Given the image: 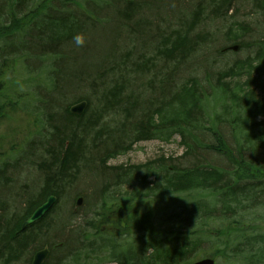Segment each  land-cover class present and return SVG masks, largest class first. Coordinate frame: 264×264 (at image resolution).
Returning <instances> with one entry per match:
<instances>
[{"label": "trees", "instance_id": "16d2710c", "mask_svg": "<svg viewBox=\"0 0 264 264\" xmlns=\"http://www.w3.org/2000/svg\"><path fill=\"white\" fill-rule=\"evenodd\" d=\"M71 1L73 0H0V93L2 94L0 96V118L5 117L3 112L6 109L10 111L19 109L20 97L23 96L18 84L15 81L7 80L6 74L2 71H12L13 66L16 67L19 60L26 62L28 58H31V54H33L32 58L47 60L48 64L45 67H40L38 74L34 77H27L25 83L31 82L39 89L45 87L48 94L52 95L43 102L49 113L48 124L51 132H48L47 140L37 147L38 150L31 151L29 148V153L40 154L34 155V159L38 161L37 165L35 161H30L42 178L38 195L35 196L36 194L31 191L20 192V195L15 194L16 183L14 180L11 178L2 179L0 175V181L5 183L0 185V207H2L0 210L3 209V213L0 212V263H17L24 259L28 251L38 242L49 241L50 256L59 250L60 246L67 250L65 256L62 255L56 259L55 264H60V260L64 261L71 256V251H69L71 246L75 242H79V238H81V240L92 239L85 244L84 250L95 254L97 259L101 258L99 259L101 263L111 261L116 264H186V260L194 253L197 243L199 246V242L191 241L187 233H183L179 227L168 232L160 230V224L156 225L152 220L155 214L153 207L143 210L142 224L139 226L130 224L120 226L117 223H112L111 226L118 230L112 229L110 235L106 234V231H101L103 223L96 221L98 226L96 222H93L95 221L94 215L105 222V217L108 214L118 212L116 207L120 203L117 200L112 201V207H107L106 202L103 201L100 210L105 211L106 216H100V213L95 212L93 219L91 217L88 221L85 220L86 229L92 232L91 235L85 234L83 231L79 233L80 225H78V227L72 226V229L78 230V238L74 237L75 231H69L70 234L66 237L65 231H67L66 227L70 222V215L66 212V216L62 218V212H58L52 218L57 207H52L43 219L25 227L24 230H21V225L49 196H54L56 203L62 197H70L73 190L71 187L80 175H89V179L98 182V184L95 182L93 186L99 190L101 196L105 197L109 186H105L107 184L105 181H113L114 187L125 183L126 176L129 174V171L125 170L128 169L110 168L106 166V163L108 159L129 149L131 143L161 138L162 133L168 128L180 135L185 143V135H191L193 125H199L201 114L204 113L203 94L198 93L197 80L194 79L177 85L175 89L172 80L173 69L177 71L201 45L210 46L211 38H202L200 33L194 34L203 19L204 12L209 11L211 18H217L231 9L233 0H205V3L197 4L195 10L193 9L189 13L185 29H181L179 32L173 30L174 27L169 25V30H172L170 35L169 33H160L159 45L155 54L134 70L139 71L135 73L148 74L146 71H151L150 67L154 66L151 62L158 60L165 62L164 66L167 72L164 76H160L164 78L158 82L159 84L156 85L158 87H153L160 97L156 100L164 102L160 103L159 107H154L155 109H152L150 104L156 103L145 102L140 95L123 97L122 95L126 92L124 81L114 83L107 89L97 85L100 65L92 66L89 63L90 60L86 55L91 52L90 49L82 50L77 37H75L79 32L78 21L73 14L63 10ZM124 1L125 8L121 15L125 21H132L133 15L131 14L135 11V2ZM145 1L147 5L145 10L158 1L160 2V0ZM250 1L254 6L256 5L255 9L258 12L264 13V0ZM146 26V22L143 26L135 23L133 35L137 30L136 35H141L143 32L139 31L140 28H146ZM246 32L247 29H244L242 25H233L228 29L227 42L238 44L240 50L254 46L255 43L251 44L243 40ZM151 34L158 33L151 31ZM85 42L86 40H84ZM199 42L202 43L198 47ZM69 44L80 51L79 62L83 60L81 68L77 67L80 64L78 62L76 67L70 66V63L62 67L57 62L58 59L65 56L63 54L64 47ZM256 44H258L259 51L263 49L262 52L256 54L257 58H260L264 54V39L257 41ZM77 50L75 54L78 53ZM222 51L218 52L219 56L224 55L221 53ZM100 58V56L94 55L93 62L99 63ZM123 60L118 61L114 67L107 70H105L106 67H103L102 72L106 73L110 70L112 73H123L120 69V67L125 68ZM253 61V58L234 61L226 71L217 73L214 85V90L223 99L224 110H227L229 103L232 108L236 109L230 123L238 122L240 127L243 126L244 133L242 131L239 134H243V143L245 142V144L235 151L228 144L223 133L214 128L213 124L207 127L200 125V129L209 133L212 139L209 144H202L203 148L225 158L230 171L224 172L219 168L209 166L176 169L171 177L164 179L166 189L173 192L209 190L211 194L208 196H216L215 203L224 200L223 198H228L226 202L229 203L235 201L236 198L238 199L237 203H240V198L247 199L252 203H262V200L259 201L262 196H258L257 193L264 194V157H259L257 153L261 150L260 153L264 155V131L256 134L254 129L264 127V121L255 122L256 118L263 114L264 105L261 100H256L258 97L255 88L251 87L252 73H247L246 83L243 82L235 87L232 86V82L224 83L227 78L234 79L240 76L241 72H245V70L242 71L243 69H256V67L251 68ZM260 66L262 65H257L259 68ZM60 72L64 74L61 78L59 77ZM105 73H102V77ZM87 86L96 92L95 101L100 106V109L94 108L97 109L94 116H87L88 110L93 107L89 99L86 97L70 98L75 92ZM167 86L168 91L166 92ZM168 92L170 93L168 94ZM55 94L58 96H54ZM166 95H169L168 99H166ZM84 100L88 105L82 116H74L69 113L71 104ZM125 102H128L129 106L127 108L124 106V109H121ZM29 104L31 103H27V106ZM166 107L172 109L173 117L165 122L162 115ZM116 108L122 110L121 115L125 117L126 121L122 120L120 115L122 119H119L118 122L103 123ZM159 115L161 119L157 123L154 118ZM130 119L133 122L127 125L126 122ZM37 123L42 124V121H35V127H37L35 134L40 138L43 129L36 126ZM33 140L35 141V139L31 140L30 147ZM127 140L130 142L128 146H125ZM189 150L192 153L194 148L190 146ZM244 152L249 153V157ZM0 174L2 173L0 172ZM224 174H229L231 178H226ZM103 186L104 188H102ZM15 203H19L22 207V214L13 217L12 221L14 222L9 223L11 219L6 221L3 220V217L8 216L6 219L10 217L9 207H15ZM105 205L106 207H104ZM216 206L201 207L202 210L200 207H196L195 211L201 212L205 218H212ZM261 208L264 209V207ZM232 210L231 207H223L221 214L225 217L227 212H233ZM73 218L72 215L71 220ZM187 225L189 224L187 223ZM240 225V222L229 221L227 226L217 230L214 235H203L206 241L221 247L208 256L214 260L224 256L226 263L229 264L236 262L264 264V236L249 235L247 230ZM61 232L63 234L61 236L66 238L60 243L50 237L57 236ZM107 250H109L107 257L100 256L106 255ZM30 262L31 259L27 261V264ZM74 264H90V260L85 256L82 263L75 262Z\"/></svg>", "mask_w": 264, "mask_h": 264}, {"label": "rangeland", "instance_id": "374dc122", "mask_svg": "<svg viewBox=\"0 0 264 264\" xmlns=\"http://www.w3.org/2000/svg\"><path fill=\"white\" fill-rule=\"evenodd\" d=\"M126 1L135 2V11L131 14L133 15L132 21H125L121 15V12L125 8L124 0H73L63 10L73 14L78 21L79 28L77 29L79 32L75 37H77L82 50L90 49L91 52L86 55L88 60H90L89 63L92 66L100 65V75L98 76L97 85L102 86L103 89H107L114 83L124 81L126 92L122 95L123 97L140 95L143 101L156 103L150 104L153 109L154 107H159V104L164 102L156 100L160 97L153 90V87L158 85V82L164 78L160 76H164L167 72L164 66L165 62L163 60L151 62L154 66L150 67L151 71H146L148 74L135 73L139 71L134 70H136V67L141 66L143 61L151 58L155 54L156 48L159 45L160 33H169L170 35L172 30H169V25L174 27L173 30H178L179 32L181 29H185V23L187 22L186 19L189 13L192 12L197 4L205 3V0H160V2L158 1V3L151 5L149 9L147 7L146 10L145 7L147 5L145 0ZM78 3L81 7H79L80 5ZM255 7L256 5L254 6L250 0H233L231 9L217 18H211L209 11L204 12L203 19L194 34L200 33L202 38H211L210 46L205 47V45H201L202 42H199L198 47L201 46L198 50L177 71L172 67V80L175 89L177 85L186 83L190 79L197 80V91L199 94H203L202 106L204 108V113L201 114L202 118L199 119V125L194 124L196 126L194 127L193 125L191 135H185V143H183L180 135L168 128L162 133L161 138L131 143L129 149L108 159L106 163L107 167L128 169L125 171H129V174L126 176V182L117 187L113 186V181H105L107 183L105 186L109 185L106 197L101 196L99 190L95 189L93 185L96 181L89 179V175H80L78 177L79 179L71 187L73 190L70 197H62L54 206L57 209L54 211L52 218L58 212H62V218L66 216V212L70 215V222L66 227L67 231H65L66 237H68L67 235L70 232L75 231L74 237L78 238V230L72 229V226L78 227V225H80L79 233L83 231L85 234L91 235L92 232L86 229L85 220L88 221L91 217L93 219L95 212L100 213V216L107 215L105 211L100 210L103 201L107 205L110 200L120 202L126 197L133 198L136 194L141 195V199L143 198L140 202L142 212L143 210H148L150 207L155 209L152 220L154 224H160V230L168 232L179 227L183 233H187L191 241L199 242V246L198 243L196 244L194 253L186 260V264H191L204 258H211L208 255L216 252L219 246L213 242L206 241L203 235H214L217 230H221L227 226L229 221L240 222V226H243L249 235H253L254 237L264 236V209L261 208L264 207V194L257 193L258 196H262L259 200H262V203H252L244 198L239 199L240 203H237V198L230 203L226 202L228 198H223L224 200L215 203L216 196H208L211 194L209 190L173 192L165 188L164 182V179L171 177L176 169L209 166L219 168L224 172L230 171V167L225 158L219 157L203 148L202 144H209L212 139L209 133L200 129V125L207 127L213 124L214 128L223 133L224 138L235 151L242 144H245V142L243 143V134H239L242 131L244 133L243 126L241 125L240 127L238 122H233V125L230 123L235 115L236 109L232 108L229 103L227 110H224L223 99L214 90V85L218 72L226 71L233 65L234 61H244L253 58L254 61L252 62L251 68L256 67V69H243L242 71L245 70V72H241L240 76L234 79L227 78L224 83L232 82V86L235 87V85H240L245 82L247 73H252L251 79H253V82H251V87L255 88L258 97L256 100H261L264 105V54L260 58H257L258 55L256 56L258 52L263 51V49L259 51L258 44L256 43L264 39V13L262 12L261 14ZM144 22L147 23L146 28H140L139 30L143 33L136 35L137 30L133 35V32H135L133 29L135 23L143 26ZM233 25H242L244 29L246 28L247 32L243 36V40L247 43H255L254 46L240 50L238 44L227 42L228 39L226 36L228 35V29ZM151 31H157L158 34L153 35ZM84 40H86L85 43ZM234 45L237 46V51H232ZM64 50L63 54L65 56L58 59L57 62L62 67L67 65V63H70V66L74 65L76 67V64L80 63L77 67L81 68L83 60L79 62V56H81L80 51L70 44L66 45ZM76 50L78 53L75 54ZM220 50H223L221 53H224V55H218ZM94 55L101 57L99 63L93 62ZM32 57L33 54H31V58H28L26 62L19 60L17 66H13L12 71H2L6 74L7 80L15 81L18 84L23 96L20 97L19 109L16 111L5 110L3 112L5 117L0 118V155H2L0 157V161L2 160L0 162V172L2 174L0 175L2 179L11 178L14 180L16 183L14 188L15 194L20 195V192L27 193V191H31L37 196L42 185V178L30 164V161H35L37 165L38 161L34 159V155L40 154L37 152L29 153V148H31V151L38 150L37 147L44 140H47L48 132H51L48 124L49 113L45 109V103L43 102L52 95L48 94L45 87L39 89L32 85L31 82L25 83L27 77H34L38 74L40 67H45L48 64L47 60L34 59ZM122 59L125 62V68L120 67L123 73H112L110 70L106 73L102 72L103 67H106L105 70H107L110 67H114L118 61L121 62ZM258 64L262 66L259 68L257 67ZM102 73H105L103 74L104 77H102ZM61 76H64L62 72L59 74L60 78ZM155 76L158 77L155 78ZM171 91L174 92L175 90ZM0 95L2 96L1 93ZM54 96L58 95L55 94ZM79 97H86L90 100L93 107L88 110L87 116H94L97 110L94 108L97 107L100 109L99 103L95 101L97 97L96 92L90 86H87L70 96V98L74 99ZM168 98L169 95H166V99ZM27 103L31 104L27 106ZM128 104V102H125V105L121 109H124V106L127 108L129 106ZM121 112L122 110L116 108L103 123L107 124L109 122L111 123V121L112 123L118 122L122 118V120L126 121L125 117L121 115ZM162 117L165 118V122L172 119V109L170 107L164 108ZM160 119L161 117L159 115L154 118V121L159 123ZM35 121H42V124L37 123L36 125L43 129V134L40 135V138L39 135L36 136L35 134L37 131ZM263 121L264 112L256 118L255 122L259 123ZM132 122L133 120L130 119L127 120L126 124L129 125ZM261 131H264V127L254 129L256 134H260ZM33 138H35V141L33 140L32 146L30 147V142ZM129 142L130 140H127L125 146H128ZM190 146L194 148L192 153L189 150ZM11 147L16 150L15 155L10 154L9 149ZM260 151L257 153L258 156L264 157ZM245 154L249 157V153ZM110 172L112 173V171ZM224 175H226V178H231L229 174ZM3 182L0 181V185H4L5 183ZM78 197L83 198V203L79 208L75 207V201ZM213 205L217 206L212 214V218H205L201 212L195 211L196 207H211ZM14 206L9 207L10 217L6 219L8 216H2L3 220H12L16 215L22 214L20 204L15 203ZM223 207H231L233 212H227L224 217L221 214L223 213ZM72 215L74 218L71 220ZM226 218L228 219L226 220ZM99 222L105 224L103 220H99ZM96 224L99 226L97 222ZM103 226L101 225V227ZM98 230L100 231V229ZM62 232L57 236L50 237L55 242L60 243L66 238L61 236L63 235ZM90 241L92 239L81 240L79 238V242H75L69 250L71 251V256L64 261L60 260L59 263H82L85 256H87L90 264H116L111 261H103L101 263L99 262L101 258L97 259L95 258V254L84 250L85 244ZM48 242H38L35 247H32L28 251L24 259L11 264H27V261L32 259L37 251L44 248L49 249V254L43 264H55L56 259L62 257V255L65 256L67 250L59 248V250L50 256L51 250ZM219 248L221 249V247ZM105 253L107 254L100 256L107 257L109 250ZM215 263L229 264L226 263L224 256L216 258ZM235 264H240V262H236Z\"/></svg>", "mask_w": 264, "mask_h": 264}, {"label": "water", "instance_id": "95a60500", "mask_svg": "<svg viewBox=\"0 0 264 264\" xmlns=\"http://www.w3.org/2000/svg\"><path fill=\"white\" fill-rule=\"evenodd\" d=\"M232 48H233L232 50L234 51L237 50V46H234ZM86 107H87L86 102L84 101L80 102L70 108V113L72 115L80 116L83 114ZM55 201L56 198L54 196L48 197L46 201L38 208H36L33 211V213L30 215V217L22 223L21 230L42 219L52 209V206L54 205ZM82 203H83V199L80 197L76 200L75 205L79 207L82 205ZM48 254H49L48 249H42L36 252L32 258L31 264H43ZM191 264H215V261L212 258H204Z\"/></svg>", "mask_w": 264, "mask_h": 264}, {"label": "flooded vegetation", "instance_id": "af4514ba", "mask_svg": "<svg viewBox=\"0 0 264 264\" xmlns=\"http://www.w3.org/2000/svg\"><path fill=\"white\" fill-rule=\"evenodd\" d=\"M117 213L113 212L105 217L106 221L102 227L103 231H106V234H111L112 229L117 231L118 228L112 227V223H117L120 226L128 225L139 226L142 224V207H116ZM94 220H102L100 217L94 215ZM14 221L10 220L9 223ZM34 256V255H33ZM33 258V257H32Z\"/></svg>", "mask_w": 264, "mask_h": 264}]
</instances>
